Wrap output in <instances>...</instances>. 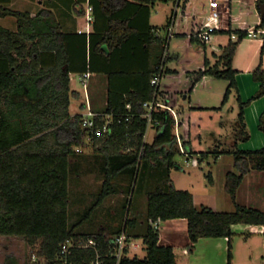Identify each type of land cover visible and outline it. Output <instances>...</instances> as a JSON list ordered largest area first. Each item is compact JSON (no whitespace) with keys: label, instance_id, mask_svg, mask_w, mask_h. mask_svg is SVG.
I'll list each match as a JSON object with an SVG mask.
<instances>
[{"label":"trees","instance_id":"1","mask_svg":"<svg viewBox=\"0 0 264 264\" xmlns=\"http://www.w3.org/2000/svg\"><path fill=\"white\" fill-rule=\"evenodd\" d=\"M10 1L0 0V16L13 15L18 22L17 30L0 24V234L21 235L31 244L40 241L38 253L45 259L44 264H59L61 245L67 240L72 239L78 244L94 238L100 254L106 256V264H110L116 261L110 255L114 248L113 239L125 231L128 244L120 264H177L174 247L160 242V229L154 228L151 220L185 218L190 251L201 237L219 236L229 238L231 250L233 224L264 225V210L236 202L243 173H227L225 188L236 203L233 210H215L207 206L199 208L195 205L190 190L175 186L171 169L180 166L175 156L181 152L175 117L168 109L156 110L154 119L158 123L153 125L156 133L152 141H147V119L142 116L145 111L143 103L152 99L157 89L151 81L157 72L155 66L140 74V86L126 96L110 93L105 113L115 114L112 131L99 135L88 133L81 126V114L69 113L70 72L74 68L69 53L63 49L62 43L57 44L56 55L60 57L61 63L54 69L57 72L44 58L47 55L50 60L51 50L54 48L46 40H50L53 33H59L57 26L53 24L52 12L42 10L31 16L29 11L8 7ZM136 1L144 5L159 0ZM187 1L183 0L184 3ZM89 2L93 4V12L103 9L112 14L117 10L120 0ZM119 24L120 21L113 19L105 33L99 35L101 37L97 43L94 42V33L91 34L92 53L95 50L104 52L102 45L105 43L111 49L120 45L126 33L118 32ZM263 24L264 22L260 26ZM153 28L148 30V34L160 42L162 52L159 63L165 50L166 38L155 36ZM227 32L232 35V30ZM235 32L238 33V38H231L223 46L216 63L207 66L202 72L229 80L225 100L234 89L237 90L236 70L232 61L240 40L248 36V31ZM59 34L62 36V33ZM37 36L39 39L36 41ZM42 64L45 67H40ZM63 64H66L65 68ZM83 71H89L86 63ZM55 73L56 83L53 85ZM253 78L261 82V88L253 98L264 95L262 65L253 71ZM128 102L132 103L131 110L126 107ZM249 102L250 100L244 102L240 99L237 140L249 137L245 121V107ZM128 112L133 114L132 121L124 119ZM97 122L102 124L103 119L98 117ZM260 128L264 131V113ZM88 137L92 138L95 150L105 158V179L96 202L79 221L71 224V170L74 156L78 152L76 147L84 145ZM189 153L192 154L191 151ZM208 153L209 151L200 152V160ZM234 155L237 165L240 162L252 163L253 167L264 169V148L256 151L236 149ZM152 168L162 169V182L147 192L148 219L147 222L145 220L146 229L143 231L147 249L145 257L129 254L133 236L128 227L137 229L139 222L136 217H128L114 233L106 229L88 233L79 230L93 209L116 191L113 183L116 177L123 172H131L135 175L134 183L138 179L143 182L146 171ZM96 256L95 248L75 245L69 259L75 264H90ZM231 260L230 251L229 264Z\"/></svg>","mask_w":264,"mask_h":264},{"label":"crops","instance_id":"2","mask_svg":"<svg viewBox=\"0 0 264 264\" xmlns=\"http://www.w3.org/2000/svg\"><path fill=\"white\" fill-rule=\"evenodd\" d=\"M89 1L11 0L7 4L13 9L29 11L31 16H35L42 10L52 12L53 24L57 26L62 36L59 33V35L53 33V37L46 40L48 43L51 42L54 48L51 50L50 60L47 55L44 58L51 63L50 67L53 70L60 65V57L56 55L59 43L63 44V49H66L70 55L74 67L70 72L69 113L71 115L81 114L83 111L85 90L81 76L85 73L83 71L85 63L90 71L88 92L91 104L96 111L105 112L111 92L126 96L128 92L140 86V74L153 69L158 63L162 52L161 45L158 40L150 37L148 30L154 27L153 31H158L155 36L165 37L166 25L174 21L175 34L169 40L165 72L159 84V97L161 100L169 99V103L177 112L179 133L188 152H192V154L189 153L190 156L185 154L186 157L198 159V163L195 164L198 165L209 160L210 157H214L215 162H218L225 155H234L236 149L256 151L264 148V131L260 128L261 116L264 113V95L253 98L261 88V82L253 78V71L259 65H262L264 69V34L254 37L248 33V36L240 40L232 61L233 68L236 70L237 90L234 89L226 100L225 94L229 80L202 74L207 66L216 63L223 46L231 38L234 40L238 38L236 30L248 31L252 27H264V24L260 26L264 22V15L259 7V2L264 0H235L239 5H245L249 9L247 20L233 16L234 0H219L222 5L221 28L207 43L195 35V30L203 20L198 15L208 10L210 0H188L186 3L181 1L180 6H177L176 1L172 15L168 13L170 7L168 5L153 9L150 3L142 5L136 0H120L117 10L112 14L103 9L93 12L94 20L90 23L87 21L86 14ZM113 19L120 21L117 30L120 33H126L124 40L112 49L105 43L107 50L103 48V44L104 52L95 50L92 53L91 34L94 33V42L97 43L101 37L99 35L105 33ZM0 24L13 30L18 28L17 18L13 15H1ZM229 30H232V35L236 34V37L229 34L227 32ZM38 39L39 36L36 41ZM42 65L40 67H45ZM65 67L66 64H63V68ZM56 75L55 73L53 85L56 83ZM222 79L226 80V83H220ZM179 95L183 96L182 100H179ZM76 97L79 99V109L73 111L71 106ZM240 99L244 102L250 100L245 107L249 137L237 140ZM215 120L220 124L217 129L212 126ZM206 151L209 153L200 160L199 153ZM237 166L243 173L240 186L247 179L249 184L247 197L250 201H254L255 198L257 199V186L264 182V169L255 168L252 163L244 164V162H240ZM229 171L235 172L230 169ZM209 177L214 183L215 178L212 172ZM261 197L264 198V196ZM250 203L247 202V206L264 210L263 207ZM178 228L174 223L166 225L163 231L159 228L160 242L166 237L165 233H174ZM232 228L233 236L239 239L241 237V239L237 242L232 237L231 250L227 236L201 237L192 251L188 248L190 237L185 238L183 242L168 240L170 242L163 244L174 247L177 264H229L230 251L232 253L230 264H241V261L242 264H247V257L249 263L259 264L258 260H261V264H264V225L236 223ZM257 235L261 236L258 246L254 243Z\"/></svg>","mask_w":264,"mask_h":264},{"label":"rangeland","instance_id":"3","mask_svg":"<svg viewBox=\"0 0 264 264\" xmlns=\"http://www.w3.org/2000/svg\"><path fill=\"white\" fill-rule=\"evenodd\" d=\"M167 2L168 4H166ZM167 2L159 0L152 3V8H163L168 5L170 6L168 13L172 15L175 8L174 2L176 1L169 0ZM154 4L155 7H153ZM248 10L245 5H239L235 0L232 3V14L236 18L247 20ZM220 81L222 84L226 83V80L222 79ZM182 98L183 96L179 95V100H182ZM78 100L76 97L73 101L71 106L73 111L79 109ZM212 126L217 129L220 124L215 120ZM155 133L156 128L150 127L146 133V140L152 141ZM80 147L82 152L78 151L76 147L78 152L74 156L70 177L71 202L69 222L71 224L79 221L96 202L105 179V158L95 150L92 138L88 137L86 143ZM175 160L180 166L171 169L173 183L177 188L190 190L197 207L207 206L216 210L235 209L236 203L225 188L226 173L229 169L237 173L242 172V169L236 165L234 155H225L218 162H215L214 157H210L209 160L195 165L192 163L193 158L188 159L185 154L178 152ZM161 170L160 168L148 169L145 173V180L140 182L138 179L136 183H134L135 175L131 172L121 173L113 180L116 191L93 209L90 216L79 227V230L88 233L106 229L110 233H114L121 228L128 217H136L139 222L137 229L134 230L129 226L128 231L133 236L132 244L137 243L139 246L137 248L132 246L129 254L141 258L145 257L147 249L143 231L146 229L145 220L147 222L148 219L147 192L156 184L162 182ZM211 172L214 174V183L210 181L209 174ZM248 185L247 179L244 180L238 190L236 202L245 205H247V202H251L250 204L254 206L264 208V198L261 197L264 196V182L257 186V199L255 198L254 201H250V198L247 197ZM172 223L179 228L174 233H165L166 237L162 240V244L170 242L168 240L183 242L185 238L188 239L189 237L187 221L182 218L162 220L160 229L163 231L166 225ZM136 232L138 233L136 234ZM233 237L237 242L241 239V237L240 239L237 236ZM260 237L257 235L255 238L254 243L257 246ZM39 248L40 241L31 244L26 237L21 235L0 234V264H12V262L13 264H44L45 259L38 253ZM256 258L258 259V257ZM240 263L242 264V261ZM258 263L261 264L262 261L258 260ZM247 264H252L249 263L248 257Z\"/></svg>","mask_w":264,"mask_h":264},{"label":"built area","instance_id":"4","mask_svg":"<svg viewBox=\"0 0 264 264\" xmlns=\"http://www.w3.org/2000/svg\"><path fill=\"white\" fill-rule=\"evenodd\" d=\"M181 1L183 0H177V6L181 5ZM222 5L219 0H210L209 1V8L204 13L198 15L200 18H202L201 24L196 28L195 35L203 42L207 43L210 42L213 38L214 33L221 28V21H222ZM87 21L90 23L94 20L93 15V6L89 3L88 9H87ZM158 31L156 30L155 33ZM248 33L251 36H258L260 34H264V27H252L248 29ZM174 21H170L168 27H167V33H166V40L164 42L165 50L163 52L162 58L159 63L156 64L157 72L154 74L152 78V83L157 87L155 96L150 99L146 100L143 103V106L145 108V111L142 113V116H144L147 119V131L150 127H153L155 123H158L157 120L154 119V112L158 109H168L172 112V114L175 117L176 120V135L178 139V144L181 150V153H184L186 155H189V152L184 145V142L181 138V135L178 130L179 126V119L177 116V112L175 111L174 107L169 103L168 100H161L160 99V93H159V84L160 80L165 72V64L168 57V47H169V40L174 36ZM233 37H236V34L232 35ZM90 76V71H86L83 73L82 81L83 86L85 90V102L83 111L81 113V126L86 128L88 130V133L99 135L102 133H106L109 131H112V124L114 123V117L115 114L113 112H98L96 111L90 101L89 92H88V78ZM126 107L128 110L132 109V103L128 102L126 104ZM98 117H101L103 119L102 124H98L97 119ZM133 114L131 112H128L124 115L125 121H132ZM146 131V133H147ZM77 150L82 152L81 147H77ZM130 150V147L128 148ZM191 159V157H189ZM198 159H193L192 163L197 164ZM161 219L157 220H151V224L154 226V228H160ZM114 248L112 249L110 255L112 257H115L116 261L115 263L110 264H120L122 256L124 254L125 248L128 244V235L125 231L118 234L113 239ZM78 245L83 247H92L95 248L97 251V256L94 260L91 261L90 264H106L105 257L100 254V251L97 249V241L94 238H89L86 241H80L78 244L75 243L74 240L69 239L66 242H64L61 245L60 249V261L59 264H75L73 261L69 259L70 254L72 253V247ZM134 248H137L139 244L133 243L132 244ZM109 255V254H108Z\"/></svg>","mask_w":264,"mask_h":264},{"label":"water","instance_id":"5","mask_svg":"<svg viewBox=\"0 0 264 264\" xmlns=\"http://www.w3.org/2000/svg\"><path fill=\"white\" fill-rule=\"evenodd\" d=\"M259 7L261 10V13L264 15V2H259ZM103 48L106 50L108 49L106 44L103 45Z\"/></svg>","mask_w":264,"mask_h":264}]
</instances>
